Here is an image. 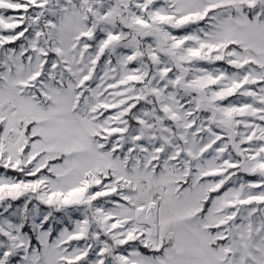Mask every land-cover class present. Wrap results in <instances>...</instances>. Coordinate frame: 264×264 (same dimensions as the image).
I'll list each match as a JSON object with an SVG mask.
<instances>
[{
  "label": "snow or ice",
  "instance_id": "snow-or-ice-1",
  "mask_svg": "<svg viewBox=\"0 0 264 264\" xmlns=\"http://www.w3.org/2000/svg\"><path fill=\"white\" fill-rule=\"evenodd\" d=\"M0 264H264V0H0Z\"/></svg>",
  "mask_w": 264,
  "mask_h": 264
}]
</instances>
